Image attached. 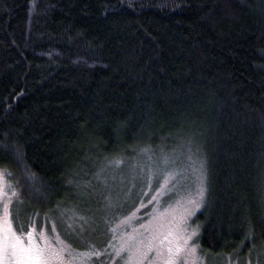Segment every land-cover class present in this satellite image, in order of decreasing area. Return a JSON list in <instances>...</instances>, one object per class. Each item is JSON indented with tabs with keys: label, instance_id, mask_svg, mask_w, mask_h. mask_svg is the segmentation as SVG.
I'll return each instance as SVG.
<instances>
[{
	"label": "trees",
	"instance_id": "1",
	"mask_svg": "<svg viewBox=\"0 0 264 264\" xmlns=\"http://www.w3.org/2000/svg\"><path fill=\"white\" fill-rule=\"evenodd\" d=\"M187 142L200 250H264V0H0V170L28 215L94 214L106 162Z\"/></svg>",
	"mask_w": 264,
	"mask_h": 264
},
{
	"label": "rangeland",
	"instance_id": "2",
	"mask_svg": "<svg viewBox=\"0 0 264 264\" xmlns=\"http://www.w3.org/2000/svg\"><path fill=\"white\" fill-rule=\"evenodd\" d=\"M200 155L195 144L187 142L166 152L136 151L120 164L106 162L95 188L100 208L91 215L61 208L49 212L52 217L28 215L0 170V264H17L8 247L16 237L25 246L43 248L47 264H104L99 259L104 252L107 264H264L263 249L242 260L200 250L192 224L207 192ZM40 221H47V227L38 228ZM103 242L104 248L96 247Z\"/></svg>",
	"mask_w": 264,
	"mask_h": 264
},
{
	"label": "snow or ice",
	"instance_id": "3",
	"mask_svg": "<svg viewBox=\"0 0 264 264\" xmlns=\"http://www.w3.org/2000/svg\"><path fill=\"white\" fill-rule=\"evenodd\" d=\"M31 239V236H29ZM8 247L16 257L17 264H47L44 249L36 244L24 245L20 237L15 238V242H9ZM4 251V240L0 239V253Z\"/></svg>",
	"mask_w": 264,
	"mask_h": 264
}]
</instances>
